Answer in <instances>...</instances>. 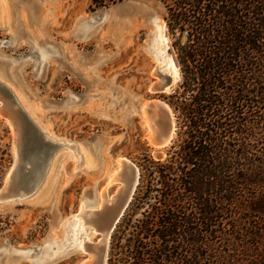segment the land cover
<instances>
[{"label": "rangeland", "instance_id": "1", "mask_svg": "<svg viewBox=\"0 0 264 264\" xmlns=\"http://www.w3.org/2000/svg\"><path fill=\"white\" fill-rule=\"evenodd\" d=\"M166 16L161 0H0V264L88 261L78 244L95 226L75 232L73 217L105 189L117 195L122 183L110 184V176L121 159L137 164L141 178L111 235L107 264L129 243L144 210L132 205L146 159L165 161L180 143V63L171 91L154 88L167 69L155 40L160 19L178 60ZM153 100L167 103L177 124L160 152L139 107ZM39 132L62 143L42 175L50 146L37 142Z\"/></svg>", "mask_w": 264, "mask_h": 264}, {"label": "trees", "instance_id": "2", "mask_svg": "<svg viewBox=\"0 0 264 264\" xmlns=\"http://www.w3.org/2000/svg\"><path fill=\"white\" fill-rule=\"evenodd\" d=\"M183 72L178 149L150 161L109 264H264V0H161Z\"/></svg>", "mask_w": 264, "mask_h": 264}, {"label": "bare ground", "instance_id": "3", "mask_svg": "<svg viewBox=\"0 0 264 264\" xmlns=\"http://www.w3.org/2000/svg\"><path fill=\"white\" fill-rule=\"evenodd\" d=\"M140 8L145 11H149V7L146 5H141ZM155 31V40L157 42L156 46L158 50L157 52L160 55L159 60L167 64V69L165 71L172 75V81L175 83L180 76V67L176 62L174 53L171 51L172 48L170 45V38L168 37L166 24L163 20L160 19V21H157ZM139 107L142 109V114L145 116L144 118L146 124L149 126L151 141L153 138L158 137L161 139L164 138L165 144L168 143L173 136L175 119L173 117L171 108L167 105V103L153 100L143 103ZM15 135L18 136L17 130ZM110 177V184L116 181H120L122 183L117 195H115L113 198H109L107 196V190L105 189L103 192L98 194L96 205L90 207L82 205L79 214H76L73 217V219L76 220L75 232L79 230L86 235L88 231L85 228L86 223L95 226L93 233L84 237V240L81 243L78 244L79 240L74 242L75 244H78L80 248H85L90 252V258L88 261L83 262L82 264H100L101 261H106L109 241L111 238L112 224L117 218L118 213L121 212L122 204L125 201L129 184L133 180V177H135V181L137 180L138 169L133 167V163L130 160L121 159L119 161L118 170ZM21 195L23 196V194ZM81 216L86 222H84L82 219H78ZM97 236H99V241L96 240Z\"/></svg>", "mask_w": 264, "mask_h": 264}, {"label": "water", "instance_id": "4", "mask_svg": "<svg viewBox=\"0 0 264 264\" xmlns=\"http://www.w3.org/2000/svg\"><path fill=\"white\" fill-rule=\"evenodd\" d=\"M172 48V46H171ZM176 57V55H175ZM176 62L177 64H179L177 58H176ZM159 76H160V81L154 85V88L158 89V90H162V91H171L174 87V84L176 82H178L181 78V71H180V76L179 79L173 83L172 81V75L167 72V71H159ZM175 117V116H174ZM174 132H173V136L171 137L170 141L168 143L165 144L164 142V138H153L152 142L153 144L156 146L157 148V152H160L164 147H166L170 142H172L175 134L177 133V124H176V120H175V126H174ZM38 135V134H37ZM37 142L41 141V142H46L48 146H50V151L48 152L47 156H46V160H45V164H44V168H43V172L41 173V175L44 173V170L46 169V167L48 166V163L50 161V159L53 157V153L56 149V147L61 146L62 143H59L57 141H54L53 139H51V137L44 135V133L39 132L38 135ZM52 148V149H51ZM133 167H136L138 169V177L137 180L135 181V177H133V180L131 181V183L129 184V188H128V192H127V196L125 198V201L122 204V208H121V212L118 213L117 218L114 220L113 224H112V230H111V235L113 233V231L116 229L117 224L120 222V220L122 219V217L124 216L126 210L128 209L129 205L131 204L132 200L134 199V196L136 194V191L138 189V186L140 184V178H141V171L140 168L137 164H135L133 161ZM36 182L34 183V186ZM33 186V187H34ZM111 237V236H110ZM107 260H108V253H107V259L106 261H101L100 264H107Z\"/></svg>", "mask_w": 264, "mask_h": 264}]
</instances>
